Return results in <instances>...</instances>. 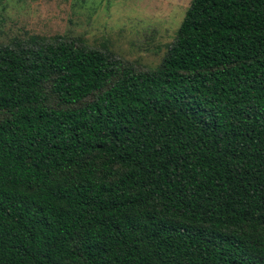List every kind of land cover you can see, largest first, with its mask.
<instances>
[{"label":"trees","instance_id":"16d2710c","mask_svg":"<svg viewBox=\"0 0 264 264\" xmlns=\"http://www.w3.org/2000/svg\"><path fill=\"white\" fill-rule=\"evenodd\" d=\"M0 264H264V0H191L145 70L0 44Z\"/></svg>","mask_w":264,"mask_h":264},{"label":"rangeland","instance_id":"374dc122","mask_svg":"<svg viewBox=\"0 0 264 264\" xmlns=\"http://www.w3.org/2000/svg\"><path fill=\"white\" fill-rule=\"evenodd\" d=\"M191 0H2L0 44L31 35L104 47L137 69L154 68Z\"/></svg>","mask_w":264,"mask_h":264}]
</instances>
